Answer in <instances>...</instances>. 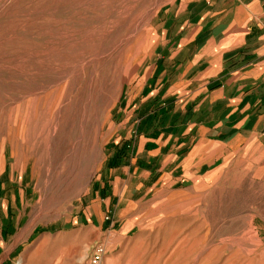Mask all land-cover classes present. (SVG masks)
<instances>
[{
  "label": "rangeland",
  "instance_id": "1",
  "mask_svg": "<svg viewBox=\"0 0 264 264\" xmlns=\"http://www.w3.org/2000/svg\"><path fill=\"white\" fill-rule=\"evenodd\" d=\"M173 1L0 0V264H264V143L106 208L117 111ZM70 170L92 171L76 192Z\"/></svg>",
  "mask_w": 264,
  "mask_h": 264
},
{
  "label": "crops",
  "instance_id": "2",
  "mask_svg": "<svg viewBox=\"0 0 264 264\" xmlns=\"http://www.w3.org/2000/svg\"><path fill=\"white\" fill-rule=\"evenodd\" d=\"M155 23L117 111L106 208L200 177L234 141L264 143V0H174Z\"/></svg>",
  "mask_w": 264,
  "mask_h": 264
},
{
  "label": "bare ground",
  "instance_id": "3",
  "mask_svg": "<svg viewBox=\"0 0 264 264\" xmlns=\"http://www.w3.org/2000/svg\"><path fill=\"white\" fill-rule=\"evenodd\" d=\"M92 171L84 172L79 175V177L73 176L75 173L70 170L64 176H61L60 182L66 184L72 191L80 190L84 187L86 182L88 181Z\"/></svg>",
  "mask_w": 264,
  "mask_h": 264
},
{
  "label": "built area",
  "instance_id": "4",
  "mask_svg": "<svg viewBox=\"0 0 264 264\" xmlns=\"http://www.w3.org/2000/svg\"><path fill=\"white\" fill-rule=\"evenodd\" d=\"M84 264H101V257L99 255H95L91 260Z\"/></svg>",
  "mask_w": 264,
  "mask_h": 264
}]
</instances>
